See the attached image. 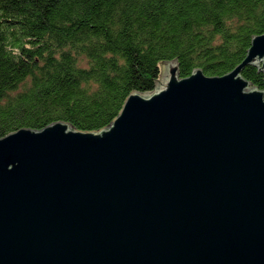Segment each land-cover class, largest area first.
I'll list each match as a JSON object with an SVG mask.
<instances>
[{
    "label": "water",
    "instance_id": "1",
    "mask_svg": "<svg viewBox=\"0 0 264 264\" xmlns=\"http://www.w3.org/2000/svg\"><path fill=\"white\" fill-rule=\"evenodd\" d=\"M264 33L222 76L163 64L112 122L0 138V264H264Z\"/></svg>",
    "mask_w": 264,
    "mask_h": 264
},
{
    "label": "trees",
    "instance_id": "2",
    "mask_svg": "<svg viewBox=\"0 0 264 264\" xmlns=\"http://www.w3.org/2000/svg\"><path fill=\"white\" fill-rule=\"evenodd\" d=\"M264 33V0H0V138L63 121L97 131L163 64L222 76ZM264 90L263 74L242 71Z\"/></svg>",
    "mask_w": 264,
    "mask_h": 264
}]
</instances>
